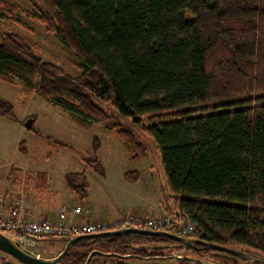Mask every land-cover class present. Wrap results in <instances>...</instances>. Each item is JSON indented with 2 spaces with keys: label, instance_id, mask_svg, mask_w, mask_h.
I'll return each mask as SVG.
<instances>
[{
  "label": "trees",
  "instance_id": "obj_1",
  "mask_svg": "<svg viewBox=\"0 0 264 264\" xmlns=\"http://www.w3.org/2000/svg\"><path fill=\"white\" fill-rule=\"evenodd\" d=\"M34 1L46 7L33 19L82 59L80 73L43 59L20 33L0 31V79L17 85L23 100L38 93L105 123L138 161L147 147L119 119L134 116L161 152L172 208L190 213L202 238L264 254V0ZM20 10L0 0V21L20 24ZM208 104L211 111L199 107ZM0 115L17 120L2 96ZM31 128L104 173L98 135L82 150ZM35 176L47 189L48 172ZM124 176L136 181L139 172ZM64 178L87 203L85 171ZM154 239L129 232L110 240L125 247Z\"/></svg>",
  "mask_w": 264,
  "mask_h": 264
},
{
  "label": "rangeland",
  "instance_id": "obj_2",
  "mask_svg": "<svg viewBox=\"0 0 264 264\" xmlns=\"http://www.w3.org/2000/svg\"><path fill=\"white\" fill-rule=\"evenodd\" d=\"M10 1L17 2L21 6V10L16 14L21 23L6 17L0 21V31L20 33L43 59L61 66L70 75L79 74L77 64L82 63V59L64 44L58 34L46 31L31 15L35 8L39 6L44 8L46 5L34 0ZM0 93L2 97L15 104L17 114V123L9 118L3 122L0 120L1 193L4 187L18 188V185L21 190L34 192L36 187L32 176L37 171H47L48 187L36 194V207L44 214L51 212L55 214L64 199L71 202L72 198H77L66 186L64 178L66 172L84 170L89 181L87 201L95 214L99 212L119 215L140 207L145 209L153 206L152 209H155L156 204L167 202L172 207V200L169 199L171 192L164 175L161 152L153 137L144 131L134 116L119 119L130 127L147 147L146 155L138 161L129 158L115 131L103 122L87 117L77 110L64 108L38 93H32L27 101L23 100L17 85L1 79ZM211 106L212 104H208L199 107L211 111ZM30 115L35 116L36 129L71 142L82 150H87L94 134L98 135L101 147L97 156L103 163L104 173L87 165L71 149L47 140L34 128L22 126L20 123L24 124L25 120L31 117ZM21 140L25 144V151L20 150ZM128 170H138L139 179L134 181L126 178L124 172ZM63 244L64 239L42 238L26 246L44 256H50L60 250ZM4 255L0 252V257Z\"/></svg>",
  "mask_w": 264,
  "mask_h": 264
},
{
  "label": "built area",
  "instance_id": "obj_3",
  "mask_svg": "<svg viewBox=\"0 0 264 264\" xmlns=\"http://www.w3.org/2000/svg\"><path fill=\"white\" fill-rule=\"evenodd\" d=\"M0 196V231L29 245L42 238L67 240L76 234L94 233L132 226L151 230H165L185 237H198L197 222L190 213L169 208L163 213L141 210L128 211L114 217L105 218L95 214L89 203L80 199L62 202L59 214L54 219L41 218L28 214L20 198L7 207ZM83 219H73L74 217Z\"/></svg>",
  "mask_w": 264,
  "mask_h": 264
},
{
  "label": "flooded vegetation",
  "instance_id": "obj_4",
  "mask_svg": "<svg viewBox=\"0 0 264 264\" xmlns=\"http://www.w3.org/2000/svg\"><path fill=\"white\" fill-rule=\"evenodd\" d=\"M149 236H154L155 239L143 243L131 242L125 247L111 244L110 239L116 236L87 238L89 242L85 246H78L75 242L61 262L63 264H84L89 254L95 251L88 264H264L256 260L247 261L242 255L221 251L200 243L185 244L165 236ZM64 244L54 255L44 256L40 252H34L43 257H54L62 251ZM234 248L252 254L245 249ZM0 252L5 254L0 257V264H27L4 250L0 249ZM82 253H86L85 257L79 261ZM119 254L128 256L121 257ZM182 257H189V259H182Z\"/></svg>",
  "mask_w": 264,
  "mask_h": 264
},
{
  "label": "water",
  "instance_id": "obj_5",
  "mask_svg": "<svg viewBox=\"0 0 264 264\" xmlns=\"http://www.w3.org/2000/svg\"><path fill=\"white\" fill-rule=\"evenodd\" d=\"M33 123H34V118L30 117L27 120H25L24 126L27 128H31L33 126ZM129 232H137V233H142V234H147V235L165 236V237L177 239L185 244L200 243L205 246L212 247V248H215L221 251H226V252H231L234 254L242 255L247 259V261L256 260V261H260L264 263L263 256H260L257 254L246 253V252H243L231 246H226V245L210 242L202 238L182 237L180 235H177L174 232H169L165 230H151V229H144V228L132 227V226L121 227V228L109 230V231L73 235L65 241L62 251L57 256H54V257L40 256L36 252L28 248L27 246L23 245L15 237L10 236L0 231V249L10 253L18 260L24 263H27V264H63L61 262L62 258L69 252L73 244L80 239L116 236V235H121V234L129 233ZM94 253L95 251H92L89 254L84 264H88L91 256ZM119 256L127 257L128 255L119 254ZM182 259H189V257H182Z\"/></svg>",
  "mask_w": 264,
  "mask_h": 264
},
{
  "label": "crops",
  "instance_id": "obj_6",
  "mask_svg": "<svg viewBox=\"0 0 264 264\" xmlns=\"http://www.w3.org/2000/svg\"><path fill=\"white\" fill-rule=\"evenodd\" d=\"M0 95H1V93H0ZM32 95V94H31ZM30 95V96H31ZM1 96H3V95H1ZM30 96H29V98H30ZM29 98L27 99V100H29ZM26 100V101H27ZM28 114V113H27ZM31 116V115H30ZM5 119H7V117H5V116H2V115H0V120L3 122V121H6ZM10 119V118H9ZM13 120V119H12ZM15 121V123H17V120H14ZM22 126L24 125V124H22V123H20ZM32 181H34V184H35V181H36V176H35V174L32 176ZM30 181H31V179H30ZM36 187V186H35ZM44 190H46V189H44ZM24 190H21V189H19V185H18V188L17 187H15V188H10V187H4V191H3V193H1L0 192V196H2L3 197V200L7 203L6 204V206L7 207H9V206H11V205H13V204H15V200L17 199V198H20V200H21V203H22V205H23V209L28 213V214H30V215H33V216H36V217H41V218H49V219H54V218H56L57 216H58V214H59V208H58V210L56 211V213L54 214L53 212H51V213H47V214H44V213H42L39 209H37V207H36V194H39L41 191H43V190H40V189H37V187H36V190L34 191V192H29L28 190H26V191H24ZM5 193V195H2V194H4ZM76 199H78V198H75V199H71V200H76ZM67 202L65 199L63 200V202ZM87 203H88V201H87ZM169 202H167V203H158V204H156L155 205V209H152L153 208V206L151 207V208H142V207H140L139 209H137V210H141V211H146V212H151V213H160V212H165L166 210H168L169 208H171V205H169L168 204ZM62 204V203H61ZM90 204V203H89ZM60 207V206H59ZM158 207H160V208H158ZM163 210V211H162ZM97 212V211H96ZM96 214H99L100 216H102V217H105V218H107V217H114V216H116L115 214L113 215L112 213H107V214H105V213H99V212H97ZM73 219H76V220H79V219H83V217H81V216H79V217H74Z\"/></svg>",
  "mask_w": 264,
  "mask_h": 264
}]
</instances>
